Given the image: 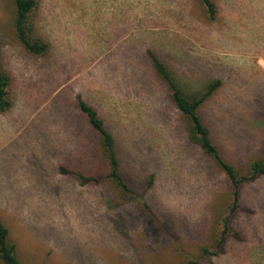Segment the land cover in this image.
<instances>
[{"label":"rangeland","instance_id":"1","mask_svg":"<svg viewBox=\"0 0 264 264\" xmlns=\"http://www.w3.org/2000/svg\"><path fill=\"white\" fill-rule=\"evenodd\" d=\"M218 3V23L201 29L200 39L190 40L201 50L218 40L212 55L231 69L230 77L226 71L219 74L224 87L202 111L216 131L215 144L222 156L238 166L247 154V161L264 157V0ZM187 5L186 0H37L34 33L50 43L53 52L44 64L26 57L14 28L13 1L0 0L2 62L13 76V89H19L18 96L25 102L21 107L25 114L0 113V219L18 243L23 264H83L82 259L89 264H132L128 260L138 254L143 264H188L190 260L264 264V175L241 184L239 208L230 218L222 249L217 255H203L202 248L212 250V241L220 237L231 196L223 172L202 156L180 150L170 154L167 148L166 161L156 169V185L148 199L157 217L164 212L170 215L174 227L166 228L174 238H166L168 243L152 237L148 227H131L130 240L121 237L119 228L113 227L114 210L96 201V191L110 190L108 186L72 185L74 193L53 194L48 193L51 185L43 188L41 181L65 188L70 183L56 174L38 181V175L29 173V142L65 146L71 139L67 133L77 131L72 93L81 92L106 117L111 111L117 119L140 117L130 113L129 100L120 101L109 89L110 61L118 54L127 56L129 46L168 47L178 25L186 24ZM191 12L200 17L199 6ZM176 71L184 89L201 72ZM154 102L161 109L165 103L157 97ZM227 106L230 110L225 111ZM253 118L258 119L259 131L253 129L256 125L247 126ZM235 131L252 132L247 139L254 146L246 151ZM72 139L75 152H80V145L84 150L76 132Z\"/></svg>","mask_w":264,"mask_h":264},{"label":"trees","instance_id":"2","mask_svg":"<svg viewBox=\"0 0 264 264\" xmlns=\"http://www.w3.org/2000/svg\"><path fill=\"white\" fill-rule=\"evenodd\" d=\"M12 1L15 7L14 28L26 57L45 64L53 52L50 43L34 33L32 16L37 0ZM192 1L186 0L188 5L183 12L187 19L186 24L184 27L178 25L180 29L174 33L175 37L167 44L168 47L155 49L146 46L137 50L135 46H129L127 56L118 54L110 61L112 69L109 89L113 90L120 101L129 100L132 105L130 113L140 117L117 119L113 111L110 117H106L97 107L90 104L81 92L76 91L72 93V97L73 109L76 110L73 114L79 124H76L77 131L67 133L66 136L71 135V139L65 146L51 147L39 141L29 142L32 150L27 154V163L30 164L29 173L40 177L38 181L56 174L70 183L65 188L43 180V188L45 185H51L50 192L46 189L48 193L58 194L62 190L74 193L75 191L70 190L72 185L96 189L108 186L110 190L96 191V201L99 200L104 209L107 207L114 210L113 227L119 228L121 237L130 240L131 227H148L152 237L159 236L168 243L174 238L166 228L174 227L170 215L164 212L157 217L148 199L149 191L156 185V169L162 160L166 161L167 148L170 154L176 155L180 150L187 155L202 156L211 166L223 172L228 180L231 196L227 214L222 220L220 237L212 241V250L208 247L202 248L203 255H217L230 230V218L239 208L240 186L264 175V157L250 158L247 161V154L245 161H237L236 166L222 156L215 144L216 131L212 124L206 122L202 110L209 99L215 97L224 87L225 80L219 74L226 71L230 77L231 69L226 67L219 57L212 55L216 52L218 40L211 41L205 50H201L196 42L190 40L196 36L200 39L203 31L201 29L208 30L210 26L218 23V0H195L194 7H200V17H194L191 12L194 8ZM196 30L198 32H193ZM2 45L0 41V113L16 110L17 113L25 114V109L21 108L25 102L18 96L19 89H13V76L8 70L9 67L2 62ZM179 68L182 72L191 69L201 72L197 79L184 89L175 77H178L176 70ZM201 84L204 85L201 87ZM154 97L165 101L162 109L160 104L154 102ZM228 110L229 106L225 108V111ZM240 112L245 114L242 110ZM52 116L57 120L56 113ZM257 120L248 119V128L256 125L253 129L259 131ZM157 121L160 122L159 125ZM75 132L80 141L84 142V150L79 146L80 152H75L72 147ZM235 133L243 139L246 151L254 146L250 139H247V135L252 132ZM166 238L169 239L167 242ZM147 250H151L150 247ZM19 253L18 243L11 238V231L0 219V264H23ZM35 257V260H38L40 256ZM65 257L70 258L69 253H65ZM128 261L132 264L144 263L139 254ZM82 262L89 264L85 259H82ZM188 264H197V261L190 260Z\"/></svg>","mask_w":264,"mask_h":264}]
</instances>
